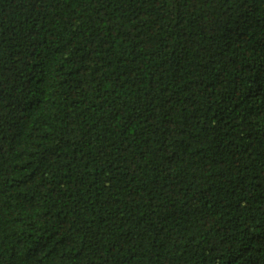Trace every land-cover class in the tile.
I'll return each instance as SVG.
<instances>
[{"label":"trees","instance_id":"1","mask_svg":"<svg viewBox=\"0 0 264 264\" xmlns=\"http://www.w3.org/2000/svg\"><path fill=\"white\" fill-rule=\"evenodd\" d=\"M0 264H264V0H0Z\"/></svg>","mask_w":264,"mask_h":264}]
</instances>
